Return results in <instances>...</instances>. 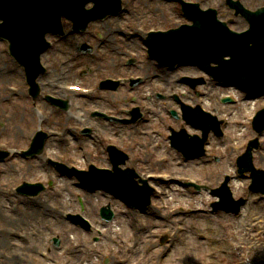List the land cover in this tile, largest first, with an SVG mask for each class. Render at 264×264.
<instances>
[{
	"label": "rangeland",
	"instance_id": "obj_1",
	"mask_svg": "<svg viewBox=\"0 0 264 264\" xmlns=\"http://www.w3.org/2000/svg\"><path fill=\"white\" fill-rule=\"evenodd\" d=\"M152 2V3H150ZM257 2V0H248L247 3L251 6H254L255 3ZM156 3V2H155ZM141 4H147L149 9L148 12L150 11L152 5L155 6L154 1L150 0V1H144V0H137L136 3V11L134 12V18L138 19L139 17H142L144 19L145 22H150L151 23H156V22H160V23H165V18L162 14H158V13H154L151 12L146 16V12L145 8L146 6H143L144 8L142 9ZM240 28H243V26ZM81 40L79 39H73L72 42H76L80 43ZM111 42H113V44L110 43V45L106 46L104 49L106 50L107 54H108V60L105 63H101V61H99L96 58H92V57H84L79 55L76 52V49L78 47V45L71 49L70 47V43H66L63 44L60 48V50L65 51L68 50L70 51V53L75 54L76 57L72 58L71 61V67H73V70L70 71L69 75H68V82H73V83H79V84H83L85 86H91L92 82L94 81V79H96L97 77H100L101 75H105V74H112V75H124L127 72H123V70L120 68V61H121V55H120V50H119V45L115 40H112ZM57 52V51H56ZM56 52H52L50 53V57L53 59L52 62H56L55 60H59L61 57L65 58V59H71V56L68 55H63L62 56H56ZM56 56V57H55ZM115 56H117L116 60L113 59ZM115 60V61H114ZM6 60H2V62H4ZM110 63V64H109ZM118 63V65H117ZM13 70H15V68L12 67ZM22 71H19V74ZM21 81V76H18V78H11V77H2L0 78V87L4 84H19ZM104 95L100 96L99 98H104ZM100 102V101H99ZM98 102V103H99ZM121 103H125L124 100L120 101ZM111 104H98V105H103L104 108L107 109H114V103L109 102ZM95 106V105H94ZM5 110H12V114H16V115H21L23 116V118L20 117H16V122L14 121V119H12V116L10 118V121H8V125H9V130L7 131H0V133L4 134V140H13L15 142L20 143L22 146H24L25 142L27 141L28 137H21L23 134V131H30L32 129H37V126L40 125V121L35 117V114L33 113L32 110V104H31V97H25L22 96L20 99L18 100H12V102H10V104H6V106H4ZM240 115V113H239ZM30 119V122H28V120ZM25 122H27V126L25 124ZM16 125H18L17 128ZM24 136V135H23ZM18 137V138H16ZM61 154L64 155H70V154H76L79 155V149H75L74 152H71V150L68 149H59ZM53 153H56V150H53ZM35 162H31V161H27V163H24L20 158H18V161L13 163V164H8L5 165V171H7V169L9 168V165H11L10 167H13L12 170H9L6 172L5 175V179L6 181H8L11 185L17 184L18 180H19V175L22 172H25L28 174L29 179H33L34 177H44L46 170L44 169L41 172L38 173H34L33 166H34ZM13 165V166H12ZM38 165H42L38 164ZM36 167V166H35ZM17 168H19V170H17ZM205 173V172H204ZM63 188H66V186H63ZM72 193H70L71 196H74L75 198H73V201H66L65 200H56V202L58 204H60L62 207L72 210L73 212L78 211V205H77V199L78 198H83L86 199L87 202L90 204V201H92L95 197H87L83 194H81L80 192H76L73 189H71ZM98 196V195H96ZM183 201L187 202L188 204L194 206L195 204L198 203L199 199L198 197H194L192 199H184ZM55 202V203H56ZM197 202V203H196ZM33 203H38L39 205V214H37V217L32 220L31 223H22L20 225H23L24 227H28V229L30 231L33 230L32 226H36L37 225V230L39 232L40 235V239L39 241H36L34 243V245H32L31 247H23L21 249H18L19 252H21V257L23 259L24 262H26V264H34L32 259L34 258V254L36 249H41L44 247V243H45V239L50 238V237H56V239H60L61 241V245L66 244V241L62 242V237L61 235L64 234L63 231H59L58 229L55 230L54 227H59L60 225H62V223L64 225H67L66 222H63L62 219L57 218L55 216H53L48 209L46 208L45 204H44V200H39V201H35ZM56 203V204H57ZM4 203L1 202L0 203V211H3L2 207H3ZM100 205V204H99ZM97 205V207L99 206ZM261 208V216L263 215V205L260 204L259 205ZM26 208V206H25ZM124 219V218H122ZM232 221V220H231ZM249 218L247 216V210L245 212V216L242 217V220L240 222H235L233 225L231 224L230 226H228L227 223H230V220L228 218H226L225 216H215V217H202V216H197L194 217L192 219H189L186 222L187 227H192L188 230L187 234H186V240L188 241L187 245L185 247H178L175 251L174 257H180L182 258V262L180 264H190L188 261V258H191L192 260H199V261H214L215 259L213 258L214 255H212V252H209V248H210V243L208 244H201L199 242L196 241L195 236H194V228H200L199 231L201 232H206V234L210 233L213 234L214 232H216L217 234H219V238L221 240V243L219 242H214L213 243V248L214 249H221L222 247H225V242L227 243V239H228V233L230 232V230H232L235 227H238L237 229H240V226L244 228H247L249 226ZM208 223V225H207ZM13 222L12 220L3 223L0 220V226L2 225H12ZM190 224V225H189ZM130 226H131V231H126L124 230V232L120 231L121 234L123 233V237H127L129 239V241H131V237H133V235L135 234V229L136 227L131 224L130 222ZM263 231V236L262 238H264V229ZM231 233V232H230ZM261 238V239H262ZM142 240V237H141ZM59 241V244H60ZM198 243L200 244V246L196 247L197 252L194 254L193 252H191L189 250L190 246L189 244L191 243ZM257 242V241H256ZM142 243H148L146 241V239H143ZM255 243V242H254ZM258 245L260 244V249L262 248L263 250V257L262 255H259L255 249L254 251H250V259H252L253 261H258L259 258H262L263 260H261V262H264V240H260L259 242H257ZM256 243V245H257ZM9 245L8 242L5 243V245L0 246V249H7V246ZM110 247V244H105L104 250H107V248ZM191 249V248H190ZM224 249V248H223ZM156 251L157 254V258L161 256L160 254V249L158 248ZM190 251V252H189ZM144 254H142L141 256H139V260H141V257ZM173 257V258H174ZM221 257V256H219ZM90 264V263H89Z\"/></svg>",
	"mask_w": 264,
	"mask_h": 264
},
{
	"label": "bare ground",
	"instance_id": "obj_2",
	"mask_svg": "<svg viewBox=\"0 0 264 264\" xmlns=\"http://www.w3.org/2000/svg\"><path fill=\"white\" fill-rule=\"evenodd\" d=\"M6 68H8V65L6 64ZM3 74H6L7 76H8V73H7V71L6 72H4ZM51 146H53V147H58L57 146V144H51ZM41 168V167H40ZM35 207L33 206V209H34ZM95 210H94V208H92V213L94 212ZM254 211H255V213H252L251 214V216H253L254 214L255 215H257L258 214V209L256 208V209H254ZM28 214V213H27ZM0 216H4V214L2 213V212H0ZM208 238H207V240H206V242H210V240L212 241V238H214L215 236L216 237H218L219 238V234H217L216 232L214 233V234H209L208 233ZM2 238H4V239H6L5 237H2ZM3 239V240H4ZM1 245H3L4 243L2 242V243H0ZM202 244V243H201ZM205 244V243H204ZM189 246H190V248H189V250L191 251V252H193L194 254L197 252V250H196V247H198V246H200V244H198V243H190L189 244ZM189 251V252H190ZM18 258H20V256L18 255V256H14L13 258H11L10 256H8V261L10 262V264L11 263H14L15 262V260H18Z\"/></svg>",
	"mask_w": 264,
	"mask_h": 264
}]
</instances>
